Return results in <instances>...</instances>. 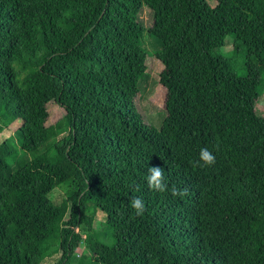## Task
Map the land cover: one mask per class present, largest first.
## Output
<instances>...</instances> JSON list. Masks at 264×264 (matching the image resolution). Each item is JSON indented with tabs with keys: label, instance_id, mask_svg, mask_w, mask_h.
<instances>
[{
	"label": "trees",
	"instance_id": "trees-1",
	"mask_svg": "<svg viewBox=\"0 0 264 264\" xmlns=\"http://www.w3.org/2000/svg\"><path fill=\"white\" fill-rule=\"evenodd\" d=\"M222 2L242 24L226 25L206 0H0V120L18 121L17 146L0 142V264H41L54 246V264H71L91 209L104 215L105 237L83 234L89 257L77 262L264 264V130L254 109L264 0ZM144 32L166 87L158 130L135 107ZM226 36L242 48L239 65L222 58ZM53 106L66 132L40 150ZM201 148L213 165L194 166ZM154 166L168 191L148 187ZM173 186L187 195L173 197Z\"/></svg>",
	"mask_w": 264,
	"mask_h": 264
},
{
	"label": "rangeland",
	"instance_id": "rangeland-1",
	"mask_svg": "<svg viewBox=\"0 0 264 264\" xmlns=\"http://www.w3.org/2000/svg\"><path fill=\"white\" fill-rule=\"evenodd\" d=\"M206 2L209 5H213L215 7V12L219 18L222 20L225 16L228 18L227 10L222 0H206ZM138 20L143 25L144 29H147L151 24V12L144 5H142L139 9ZM225 23L226 25H240L243 23V19L238 18L233 20L229 17ZM143 42L146 49L145 70L138 81V93L135 97V107L141 120L144 123L150 125L155 130H158L164 115L166 87L161 80L162 65L156 58V42L150 38L146 32L143 34ZM220 51L224 60L228 61L235 59L236 65H239L240 59L244 56L241 46L236 43L231 36H226L222 46L220 47ZM236 72L238 74L243 73L242 70L238 68H236ZM254 109L257 113V119L260 118V120L258 119V127L260 130H264V120L262 119L264 117V87L256 99ZM60 114L61 110L53 106L51 113V123H55V128L49 132L47 141L40 150L45 149L48 145L53 143L57 138L66 132V126L62 123ZM17 125L18 121L4 123L0 120V142L5 140L14 146H17V142L14 137V130ZM29 157L30 155L28 153L20 154L19 160L21 162ZM64 188V185H58L50 192L49 198L53 203L58 204L62 200ZM88 214L91 215L90 228L88 232L84 231L82 233L81 239L85 241L83 239V234L87 233L93 237H98L100 239L104 238L106 225L104 215L95 209H91ZM87 252L86 245L79 242L74 252H72L70 260L71 264H85L88 262L87 259L89 258H87L86 261L82 260V262H77L78 259H85ZM75 253H77V255ZM87 256L89 257V255ZM57 257L58 255L56 252V246L51 247L48 250L47 257L41 262V264H54V262L57 260ZM90 259L93 261V263L99 264V260L95 261L93 258Z\"/></svg>",
	"mask_w": 264,
	"mask_h": 264
},
{
	"label": "clouds",
	"instance_id": "clouds-1",
	"mask_svg": "<svg viewBox=\"0 0 264 264\" xmlns=\"http://www.w3.org/2000/svg\"><path fill=\"white\" fill-rule=\"evenodd\" d=\"M215 163V156L207 148H201L199 152L198 161L194 162L196 167H207ZM147 185L151 190L158 192L168 191V186L165 182L164 170L161 167L154 166L148 168ZM170 193L173 197H183L187 195V189H178L173 186L170 189ZM131 207L135 211L136 216H141L145 211L144 201L139 198H133L131 200Z\"/></svg>",
	"mask_w": 264,
	"mask_h": 264
},
{
	"label": "built area",
	"instance_id": "built-area-1",
	"mask_svg": "<svg viewBox=\"0 0 264 264\" xmlns=\"http://www.w3.org/2000/svg\"><path fill=\"white\" fill-rule=\"evenodd\" d=\"M83 239H84V237H83ZM80 243H84V241L81 240ZM75 249H76V248H75ZM75 249H74V250H75ZM87 251H88V249H87ZM87 253H88V252H87ZM75 254L77 255V253H75ZM79 254H80V253H79ZM79 254H78V255H79Z\"/></svg>",
	"mask_w": 264,
	"mask_h": 264
}]
</instances>
